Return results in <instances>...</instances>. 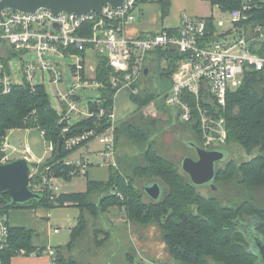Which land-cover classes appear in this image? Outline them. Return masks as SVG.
<instances>
[{"label": "trees", "instance_id": "1", "mask_svg": "<svg viewBox=\"0 0 264 264\" xmlns=\"http://www.w3.org/2000/svg\"><path fill=\"white\" fill-rule=\"evenodd\" d=\"M203 1L218 7L221 13L237 11L245 2V0ZM251 3L253 8L249 12L250 20L247 26L260 25L264 28V0H251ZM157 4L160 6L159 20L163 22L171 5L167 0H160ZM207 23L210 32L215 31L214 18L209 17ZM252 48L259 56H264V43H260L258 48L254 46ZM14 55L16 54L10 52L6 59H0L8 73V60ZM178 59L179 56L175 52L155 53L152 62L155 72L151 78L156 77L154 85L150 89L147 88L150 82L148 77L137 87L138 94L131 93L129 97L138 111L154 101L168 110H173L168 108L164 101L172 85V76ZM161 61L165 63V68H161L159 63ZM105 72V66L100 64L97 79L106 86L101 90L105 102L102 105L89 103L92 110H96L98 106L112 105L114 90L109 86ZM225 104L224 110L219 113L225 120L227 133L225 144L221 148L230 151L239 148L250 158L242 162H236L232 158L227 160L223 168H217L214 186L216 191H224L228 185L242 189L244 199L241 202L224 205L215 194L202 196L198 193L199 187L191 183L189 176L182 172L178 163L169 162L152 145H146L141 162L136 160L133 164H125L128 158L117 157L116 161L121 169L108 168L107 180H88L84 193H61L57 198V205L52 204L45 194H39L42 197L40 200L12 206L10 197L0 194V215L7 218L9 211L15 209H52L64 206L65 203L75 205L80 209V214L76 225L70 231V241L64 247L65 251L71 252L74 244L87 230L89 217L97 218L100 213L114 206L120 209L125 207L131 223L142 226L153 223L159 228L161 239L171 259L170 263L161 264H260L253 251L250 231L246 230L244 225L251 227L257 225L260 238L264 241V204L254 202L251 195L257 189L264 188V71H247L239 88L228 91ZM175 116V119H178L177 114ZM58 118L42 85L32 88L25 82L24 85H13L10 93L2 94L0 84V146L7 132L12 129L37 128L40 133L43 131L45 141L52 143L54 149L52 156L42 162L39 172L50 167L56 178L69 181L74 168L64 164L66 158L75 149L93 139L84 141L70 151L65 150L62 143L58 152L60 137L65 141L91 130L98 134L108 128L110 123L105 118L97 121V118L90 117L68 127V123L59 124ZM193 119V123L187 124L198 139V142L194 143L203 147L199 122L195 117ZM156 123L157 120L152 121L149 126L153 128ZM64 127H68L69 131L62 135L61 130ZM147 127L145 123L140 125L137 122H128L121 128L117 126L114 133L115 149L121 135L128 136L140 144L147 142L149 139ZM4 155L5 153L0 151V158ZM31 166L36 165L32 163ZM40 173L29 178L30 188L41 181ZM157 181L163 186L164 194L159 201L153 202L142 191V185L145 182ZM96 194L99 197L97 201H93L92 197ZM7 224L8 243L0 251V264H10L19 249H23L27 255L32 252H37L38 255L43 253L44 249L33 243L34 231L21 226L12 227L8 221ZM101 233L104 237L100 239ZM93 236L96 247H101L108 240L107 233L103 231L95 230ZM59 248H54L57 254L56 264H78L72 257L65 258ZM128 258L130 259V256ZM129 263L134 264L133 261Z\"/></svg>", "mask_w": 264, "mask_h": 264}, {"label": "built area", "instance_id": "2", "mask_svg": "<svg viewBox=\"0 0 264 264\" xmlns=\"http://www.w3.org/2000/svg\"><path fill=\"white\" fill-rule=\"evenodd\" d=\"M159 1L126 0L120 8L103 6L100 12L80 16L54 15L46 9L33 14L11 9L0 11V51L4 49L6 53L10 51L22 56L20 61L23 79L32 88L35 86L33 79L36 75L45 72L49 74L63 108L58 123H68L72 114H82L84 118L94 117L97 121L105 118L110 123L105 132L97 134L95 130H91L65 139V150L70 151L84 141L99 139L101 147L97 155L101 165L117 168L114 150L116 97L125 90L137 93V87L145 80L143 70L148 65L152 68L158 51L175 52L179 56L164 104L174 110L181 122L193 123L195 117L203 131L205 149L219 148L225 144V120L219 113L226 106L228 91L239 88L247 71H264V56H259L252 48H258L260 43H264V28L260 25L247 26L253 5L251 0H245L240 9L227 13L230 19L214 24L213 32H210L206 19L182 14L176 29L145 32L138 37L126 35L127 27L136 22L138 5ZM216 27L224 29L219 32ZM27 53H34L35 59L24 61L23 55ZM53 55L69 57L75 61L71 66L73 83L68 91L63 89L61 67L48 60ZM90 58L94 59V65L87 66L85 63ZM100 64L105 66L107 82L114 90L112 105L98 106L96 110L89 107V111L82 112L81 100L75 93L76 90L94 91L99 94L97 103L102 105L105 102L101 90L106 86L97 79ZM0 75L1 93L8 94L15 84L1 61ZM68 131L69 128L64 127L61 133L66 134ZM41 133L44 134L43 131ZM5 140L0 146L3 153L6 148ZM53 149L52 143H48V151L53 153ZM21 152L32 164L29 150L25 148ZM8 162L9 158L5 153L0 164ZM33 164L36 166L32 167L30 177L40 173L39 165L42 163L36 161ZM64 164L73 166L70 175L85 176L91 166L86 155L75 160H65ZM40 180L31 190L37 194H45L52 204L57 205V198L61 195L58 177H55L50 167H46L40 173ZM50 230L53 234L58 233V229ZM8 235L7 218L0 215V251L6 247ZM42 252L48 256L49 264H56L57 254L52 246H47ZM30 255L38 254L32 252ZM30 255L23 249L16 251V256Z\"/></svg>", "mask_w": 264, "mask_h": 264}, {"label": "rangeland", "instance_id": "3", "mask_svg": "<svg viewBox=\"0 0 264 264\" xmlns=\"http://www.w3.org/2000/svg\"><path fill=\"white\" fill-rule=\"evenodd\" d=\"M205 7L209 9V6ZM140 9L141 10L137 9L136 11L139 19L134 25L135 28L140 24L144 25L142 24L144 21L145 24H150V22L152 24L154 18H156V25L157 22L159 23V26L162 24V22L158 19L160 16V6L157 3H151L147 10H144V6L140 7ZM212 14L215 18L214 24H217L220 20L227 21L230 19L228 14L222 15L215 8H213ZM165 21L167 20H164V22ZM216 29L219 30L217 27ZM223 29L219 30V32L223 31ZM157 31H161V29ZM157 31L154 30V32ZM8 54H10V51L6 53L4 49L1 50L0 59H6ZM90 54L93 55V53ZM21 57V55H14L8 60L7 64L9 67V77L15 85L25 84L22 75ZM23 57L24 61H31L35 59V54L27 53L23 55ZM48 60L61 67L64 80L63 89L68 91L73 83L71 66L75 62L74 59L53 55L49 56ZM159 63L161 64V68L166 67L163 61ZM85 64L87 66L94 65V59L90 58ZM153 70L154 69L151 68L148 76L150 79V82L147 84L148 89L152 88L156 81V77L151 79L153 72H155ZM33 84L35 86L42 85L44 87L46 95H48L51 108L56 111L58 116H60L63 112V108L58 100L55 87L52 85L49 74L47 72L43 74L39 73V75H36L33 79ZM135 92L137 93L125 90L121 91L117 95L114 103V107L116 109V127L119 126L121 128L128 122H137L140 125L145 123L149 129V139L147 142H141L140 144L132 138L120 134L121 136L118 139L117 149H114L115 158H128L127 161H125L126 163L123 162L125 164H133L136 160L141 162L145 146L152 145L163 158L169 162L172 161L178 163L180 167L182 163L181 161L185 156L195 159L196 153L188 147L187 143L189 141L198 142V139L190 130L189 125L185 122H181L179 119H175L176 116L173 110H168L166 107L161 104H157L155 101L138 111L137 107L131 103L129 98L131 93L138 94V88ZM75 93L81 100L80 108L82 112L89 111V103H97V100L99 99V94L91 90H76ZM84 117L85 116L82 114H72L68 121V127L79 123ZM155 120H157V123L153 128H151L149 123ZM105 130L101 131V133L105 132ZM200 133L201 141H203V131L201 128ZM5 139V153L9 158V162L13 161V159L22 157L21 151L25 150V148L36 157L32 162L40 161L42 163L52 156V153L48 151V143L45 141L42 133H40L37 128H30L27 130L12 129V131L7 132ZM100 147L101 144L99 139L95 138L94 140L85 143L84 146L75 149L74 152L66 158V160L69 161L75 160L79 158L82 153H85L88 157L89 163H91L93 167L89 169L85 176L73 175L69 181L58 178L62 193H84L88 180L96 179L99 181V179H108V168L101 165V160L97 155ZM224 152V159L222 162L217 164V168L219 169L223 168L228 162L227 160L231 158L236 162H242V160L250 158L244 154V152L240 151L239 148H235L233 151L227 149L224 150ZM99 165L100 167H97ZM39 166L41 167V165ZM117 168L121 169L119 166H117ZM225 189L226 190L224 191H216L209 188V186H199V188H197L198 193L202 196L208 197L214 196L213 194H215V196L219 198V201H221L224 205H227L228 203L235 204L236 202H241L244 199V195L242 193L243 190L237 188L235 185H228ZM251 195L254 202L264 204V188L257 189L252 192ZM98 197L99 196L97 194L94 195L92 197L93 201H97ZM42 210H46L48 213V222L53 225L54 228L59 229L57 234H52L51 236L52 247L57 248L60 246V248H64L70 241V231L77 223L76 220L80 214V209L75 205H72L68 207L57 206L52 209L43 208ZM88 222L89 224L87 230L74 244L71 252L63 250L65 258L72 257L78 264H130L129 262L132 261L134 264H161L170 263L171 261L168 249L161 239L160 230L156 224L152 223L142 226L131 223L127 218L125 207L123 209L115 206L113 208H109L108 211L100 213L97 218L89 217ZM95 230L103 231L108 235V240H106L101 247L95 246V237L93 236ZM103 237L104 235L102 233L99 234L100 239ZM128 256H130V259Z\"/></svg>", "mask_w": 264, "mask_h": 264}, {"label": "water", "instance_id": "4", "mask_svg": "<svg viewBox=\"0 0 264 264\" xmlns=\"http://www.w3.org/2000/svg\"><path fill=\"white\" fill-rule=\"evenodd\" d=\"M126 0H1L0 11L11 9L20 13H36L40 9L53 12L54 15L74 14L80 16L90 12H100L103 6L120 8ZM151 66L143 70V77L148 78ZM63 138L60 137L57 151L62 146ZM188 147L196 153V159L185 156L182 159L181 170L189 176L191 183L196 187L209 186L216 190L213 185L217 175V164L225 157L221 147L205 149L197 146L193 141L187 143ZM32 166L25 157L13 159L8 163L0 164V194L10 197V205H25L32 200H40L41 195L31 190L29 178ZM163 186L157 182H145L142 191L153 202L159 201L163 194ZM254 254L260 264H264V241L255 238L252 242Z\"/></svg>", "mask_w": 264, "mask_h": 264}, {"label": "crops", "instance_id": "5", "mask_svg": "<svg viewBox=\"0 0 264 264\" xmlns=\"http://www.w3.org/2000/svg\"><path fill=\"white\" fill-rule=\"evenodd\" d=\"M167 1L171 5L170 9H169V13L166 16V18L164 19L167 21H165V22L163 21L162 24L159 26L158 22L156 25V18H154L152 24H151V22H150V24L149 23L145 24V21H144V22H142V24H144V25L140 24V25H138V27L135 28L134 25L138 22L137 20L139 19L137 13L135 12V15H136L135 21L136 22L127 27L126 35H128L129 37H138L139 34H142L145 32H154V30L157 31L160 29L161 30L176 29L180 24V17L182 14H186L187 16L192 17V18L200 17V18L207 20L209 17L214 18L213 14H212L213 8H215L219 11L218 7H216V6L213 7V6H211V4H209V2L207 3L203 0H167ZM149 5L150 4H140V5H138L137 9L141 10L140 7L144 6L145 7L144 10H147ZM205 6H209V9H207ZM219 13H221V12L219 11ZM221 14L223 15V14H227V13H221ZM214 21H215V18H214ZM84 155H86V154L82 153L80 155V157H83ZM95 155H96V153H95ZM21 156L24 157L23 154ZM35 158L36 157L34 155H32V161ZM90 165H91V163H90ZM91 167H93V165H91L90 168ZM97 167H100V165ZM89 169H88V171H89ZM99 180H107V178L106 179H99ZM72 205L73 204H68V203L64 204V206H67V207L72 206ZM48 216L49 215L46 212V210H42V209H38V210L15 209V210L9 211V213L7 214V221L12 227L21 226V227H25L28 230L34 231L35 236L33 237L34 238L33 243L38 248L44 249L47 246H52L51 245V238H52L51 236L53 233L50 229H58V228H54V226L48 222ZM59 247H57V248H59ZM59 249H61L62 252L64 250V248H59ZM10 264H49V258L46 254L45 255H43V254L42 255H35V256L34 255L16 256V257H13L11 259Z\"/></svg>", "mask_w": 264, "mask_h": 264}, {"label": "flooded vegetation", "instance_id": "6", "mask_svg": "<svg viewBox=\"0 0 264 264\" xmlns=\"http://www.w3.org/2000/svg\"><path fill=\"white\" fill-rule=\"evenodd\" d=\"M194 142V141H193ZM196 159V158H195ZM215 182V181H214ZM214 185V183H213ZM210 188V187H209ZM244 227L246 228V230L248 229L249 234L251 236V243L253 242V240H255V238H260V231L258 229V226L257 225H253V227L251 226H247V225H244Z\"/></svg>", "mask_w": 264, "mask_h": 264}]
</instances>
